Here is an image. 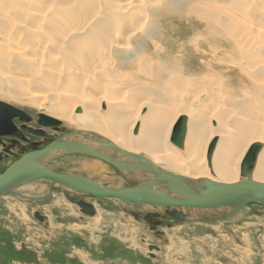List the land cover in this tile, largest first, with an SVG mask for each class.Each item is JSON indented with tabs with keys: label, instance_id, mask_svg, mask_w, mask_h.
Masks as SVG:
<instances>
[{
	"label": "rangeland",
	"instance_id": "1",
	"mask_svg": "<svg viewBox=\"0 0 264 264\" xmlns=\"http://www.w3.org/2000/svg\"><path fill=\"white\" fill-rule=\"evenodd\" d=\"M25 1L30 3L26 5ZM223 6L230 10L222 9ZM139 22L144 27H132ZM149 24L155 28L153 33L148 30ZM245 24L258 27L262 33H249ZM140 33L148 34L143 36L145 40L138 37ZM5 36L11 46L0 50V101L33 116L44 114L59 120L64 133L71 130L65 136L58 134L54 141L66 140L74 135L73 131H81L66 122L67 112L71 115L77 108L96 109L93 103L73 108L72 95L84 90L88 96L114 97L119 103L120 118L101 116L111 135L116 133L114 126L120 125L123 130L132 127L130 134L135 136L142 119H153L151 124L159 120L162 125L156 124L158 131L166 132L178 112L186 115L191 125L196 121L193 126L204 129V137L198 140L204 148L207 168L210 135L227 146L232 156L228 164L232 167L238 163L232 150L249 141L264 145L263 81L255 76L253 84L247 76L239 83L238 78L244 73L239 68L249 63L237 50L241 47L245 54H253L255 60L264 57V0H0V37ZM127 39H132L134 45L129 44L133 48H140L138 55L126 54L127 58L119 62L118 56L123 53L116 54L118 48L113 45L102 58L94 56L99 45L104 50L114 41L122 43ZM11 48L24 49V56L29 59L15 60L9 53ZM59 55L60 59L55 61ZM106 59L109 63H105ZM38 62H46L43 66L47 70L38 68ZM60 63L69 70L54 72ZM93 64L99 68L90 83L85 82L81 74L91 73ZM245 69L244 74L255 75L251 69ZM109 77L115 81H109ZM261 78L264 79L263 72ZM103 84H108L104 92ZM40 103L42 107L38 106ZM107 106L98 105L99 109ZM53 107L55 112L50 109ZM56 108H62L61 113ZM157 111L158 117L151 116ZM134 112L139 113L135 120ZM89 132L109 141L112 138L93 129ZM72 138L80 143L95 142L92 136L86 140L80 136ZM171 147L177 159L184 157L185 150L174 143ZM92 148L101 151V147ZM63 154L54 158L59 159L55 163L45 160L52 171L80 175L83 170L88 172L82 163L95 161L106 168L84 174L95 176L92 178L99 179L101 185L140 184L112 164L109 169L101 158ZM140 154L149 157L144 151ZM154 164L167 170L164 163ZM45 181H30L12 193L0 195V264H264V203H250L234 213L230 208L214 212L180 209L184 221L170 216L168 207L87 195L83 201L98 208L94 216H88L63 196L66 187ZM49 186L56 189L48 197ZM36 211L44 216L43 221L35 217ZM152 225L159 227L153 229ZM150 245H156L158 250L150 251Z\"/></svg>",
	"mask_w": 264,
	"mask_h": 264
},
{
	"label": "bare ground",
	"instance_id": "2",
	"mask_svg": "<svg viewBox=\"0 0 264 264\" xmlns=\"http://www.w3.org/2000/svg\"><path fill=\"white\" fill-rule=\"evenodd\" d=\"M130 2V1H129ZM131 2H133V0H131ZM30 3V2H29ZM27 1H25V4L28 5L29 4ZM24 4V5H25ZM165 4V3H164ZM172 4V3H171ZM158 5V3H157ZM174 5V4H173ZM221 5V4H220ZM228 5V4H227ZM168 6V5H167ZM227 6H223L222 9L226 8ZM164 8V7H163ZM231 8V7H230ZM25 9V8H24ZM227 9V8H226ZM227 10H230V9H227ZM25 12V11H24ZM224 13H228L227 11L223 10ZM40 16V15H39ZM43 16V15H42ZM44 17V16H43ZM43 17L41 20H43ZM97 17V16H96ZM203 19V18H201ZM151 23V22H149ZM137 23V26L136 25H133L132 27L134 28H140V27H144L143 23L140 24ZM153 24H149L148 25V30L150 29L153 33ZM133 28V29H134ZM244 29L246 31H248L249 33H262V31H259V28L258 27H254V26H251V25H247L246 24L244 25ZM131 30V29H130ZM36 32V31H35ZM150 31H146L145 33H149ZM145 33H140L138 35V37H142L143 36H147L148 34H145ZM151 35V34H150ZM129 36H132L131 34ZM152 36V35H151ZM8 36H5L4 38L3 37H0V50L3 49V48H8L10 47L11 43L9 42V38H7ZM134 38V37H133ZM153 38V36H152ZM144 39V38H143ZM134 40V39H133ZM141 40V38H140ZM139 40V42H140ZM145 40V39H144ZM162 40V39H161ZM136 41V40H135ZM129 42L131 44L134 45V42L132 41H128V39L124 42H112L111 43V46H105V49L103 50L102 47L99 45L97 48H99L100 50H98L96 53H95V57H100L101 58L107 54L108 52H111V48L112 46L116 49L118 48V52H116V54H122L123 55H120L118 56V61L121 62L122 60H124L125 58L128 57H132L133 55H138V53L141 52L140 48H133L132 45L129 44ZM145 43V42H144ZM247 44H250V41L247 40L246 41ZM138 44V43H137ZM104 45H106L104 43ZM103 45V46H104ZM141 46V44H139ZM253 45V44H251ZM132 47V49H130ZM125 48L126 51L124 50H120V49H123ZM97 50V49H96ZM143 50V48H142ZM237 50L239 51V54H241L243 57H247L248 59V66H246L247 68H249V70L251 69L252 73H254L255 75H252L251 73L250 74H244L246 73V67H244L243 65L240 66L239 70L242 72H244L243 74H241V78L239 77L238 78V81H240L239 83H242V81L244 80V78L246 77L248 79L251 78V81L256 83V79H255V76L258 78H260L263 82V85L264 86V79H262V72L264 73V57L262 58H257L255 60V57L253 54H245L244 51L242 50L241 47H238ZM9 53L11 55H13L12 58H14L15 60H20V61H26V59H29V58H25L24 56V49H17V48H11L9 50ZM93 53V51H92ZM130 53V54H129ZM156 53V52H155ZM154 53V54H155ZM62 54V53H61ZM126 54H129L127 56H124ZM158 54V53H157ZM238 55V53L236 54ZM239 55V56H241ZM241 56V57H242ZM62 57V56H61ZM57 58L60 59V55L59 56H55V61L58 60ZM239 58V57H238ZM1 59V58H0ZM175 59V58H174ZM244 59V58H243ZM240 60V59H239ZM167 61V60H166ZM178 61V60H177ZM175 61V63L177 62ZM244 61V60H243ZM169 62V61H168ZM46 62H38L36 63V65L38 66V68L40 69H46L47 67L43 66V65H46L45 64ZM105 63H109V61L106 59L105 60ZM174 63V64H175ZM243 63V62H242ZM246 63V62H244ZM63 63H60L58 64L59 67L58 68H55L56 70H54V72H58L59 74H61L62 72H67L69 70L68 67H65L62 66ZM168 65H170V63H167ZM173 64V63H172ZM20 65V64H19ZM55 65V64H54ZM108 65V64H107ZM234 65V64H232ZM48 67L50 65H47ZM94 68L93 70L91 71V73H83L81 74V77L83 79H85L84 81L86 82V80L89 81L90 83V80L93 78L96 70L99 68V65L98 64H93ZM237 66V65H235ZM52 68V67H50ZM54 68V67H53ZM47 70V69H46ZM51 70V69H50ZM48 70V71H50ZM248 70V69H247ZM89 71V70H87ZM164 71V70H163ZM237 71V70H236ZM53 72V73H54ZM259 74L261 77L257 76L256 75ZM134 74V73H133ZM246 75V76H245ZM248 76V77H247ZM91 78V79H90ZM109 81H115V80H112L110 77H109ZM236 80V79H235ZM250 80V79H249ZM248 80V81H249ZM160 81H161V78H160ZM119 83L121 82L120 80L118 81ZM251 82V83H252ZM84 83V82H83ZM122 83V82H121ZM212 83V82H211ZM237 83V82H236ZM259 83V81H258ZM82 84V83H81ZM109 84V83H108ZM108 84H103L102 88H103V91H106L108 90ZM123 84V83H122ZM215 85V84H214ZM218 85V84H216ZM245 85V84H244ZM257 85V84H256ZM82 87V90L85 88L83 85H81ZM246 86V85H245ZM239 87H241L239 85ZM261 87V86H260ZM262 92V91H261ZM113 93V92H111ZM264 94V93H263ZM37 95V94H36ZM41 96V94H40ZM42 96L44 97V99H47L48 96H46V93H43ZM72 98L75 99L73 100V108H77V104H81V105H85L86 103H93L94 104V107L96 109H87V108H81L79 112L75 111L74 113H70L71 115L66 114V117H65V120L67 123L71 122L73 123L75 126L77 127H80L81 128V131L78 132V131H73V137H77V136H80V138H83V139H87V138H90V136H92V139L95 141V142H99L98 140V135L97 133H94V135L92 133L89 132L90 129H93L95 130V132H101L103 134H106L111 138L110 141H112L114 144L117 143L118 145H122L124 146L127 150L126 151H129V152H132V153H135V154H139V155H142L140 154L141 151H144L146 153H148L149 157H147L148 160L152 161L153 163H156V162H160V163H164V165L167 167L166 171L170 172V173H173V174H181V173H187L188 174V182L191 184L193 183L190 179H195V180H198L199 183L202 185V180H205V179H210L212 181H216V182H219V181H223V182H235V181H238L240 178V165H241V160L243 159V156L246 152V150H248L249 146L251 145L250 141L245 144L243 147H238V148H235V150H232L231 151V154L234 155L236 154V156H238V163L236 164V166L232 167L228 164V161H232V156L229 154V151L226 150V147L227 146H224L222 145L221 143H218L216 144V147L213 151V154H212V158H211V161L209 162L208 161V167L207 168V165L204 161V158H203V150L204 148L200 145L199 143V140L198 138H202L204 137V129H197L195 128L193 125L196 123L193 122L192 125L190 124V119L189 121L187 120V124H186V135L184 137V143L182 145V148L183 150H185V154H184V157L182 159H177V154L174 152L175 149H173L171 147L172 143L170 142V134H171V131L173 129V125L176 123V121L178 120V118L181 116L180 112L179 115H177L176 117H174V119L172 120L173 123L169 126V128H167L166 132H165V129H161L160 131H158V127L156 124H159V125H162L159 120H154L151 124V121L153 119H142L141 121V124H140V128H139V132H137V134H135V136L131 135L130 134V130L132 129V127H128L127 129L125 128V130H123V128H121L120 125H115V135H111L109 133V128L107 126H105V124L107 125L106 122H104L102 120L103 117H101L102 115L104 114H107L108 116H113V117H116V118H120L122 114V110H120L118 108L119 106V103L115 101L114 97H109V98H104V97H93V96H88L84 93V90L83 92L81 91L80 93H75V95H72ZM71 98V99H72ZM222 99V98H221ZM223 100V99H222ZM223 103V101H222ZM96 104V105H95ZM99 106L101 105H109L103 109H99ZM40 107L41 106V103L40 105H38ZM221 106V105H220ZM218 106V107H220ZM52 111H54L53 109H55L54 107L53 108H50ZM171 111L172 109L170 107H165V110H168ZM61 110L62 108H59L57 109L56 108V111L61 113ZM160 111V113H162V109L158 110ZM156 112V114H151V116H153L154 118L158 117V113L159 112ZM173 111V110H172ZM178 111V110H177ZM246 111V110H245ZM55 112V111H54ZM230 112V111H229ZM239 112V111H238ZM243 112V111H242ZM173 113V112H172ZM176 113V112H175ZM46 114V113H45ZM177 114V113H176ZM243 114V113H242ZM41 115V114H40ZM228 115V113H227ZM230 115V114H229ZM251 115V114H250ZM249 115V116H250ZM256 115V114H255ZM259 115V114H258ZM43 116V115H41ZM133 116H134V120L137 119L139 117V113L138 112H134L133 113ZM143 116V115H141ZM160 116V115H159ZM237 116V115H236ZM239 116V115H238ZM53 117V116H52ZM229 117V116H228ZM242 117V116H241ZM244 117V116H243ZM259 117V116H258ZM262 117V116H261ZM56 118V117H55ZM225 118H227L225 116ZM246 118V117H245ZM244 118V119H245ZM248 118V117H247ZM54 119V118H53ZM229 119V118H228ZM232 119V118H231ZM240 119V118H239ZM249 119V118H248ZM50 120V119H49ZM238 120V119H237ZM247 120V119H246ZM51 121V120H50ZM124 121V120H123ZM193 121V120H192ZM244 121V120H243ZM242 121V123H243ZM223 122V121H222ZM252 122V120H251ZM250 122V123H251ZM254 122V121H253ZM256 122V121H255ZM259 122V120H258ZM258 122L257 125H258ZM57 121H51V124H56ZM234 123V122H233ZM225 124V123H224ZM240 124V123H239ZM238 124V125H239ZM255 124V123H254ZM233 125V124H232ZM236 125V124H235ZM234 125V126H235ZM242 125V124H241ZM245 125H248V124H245ZM250 126V125H249ZM256 126V124H255ZM219 127V126H218ZM227 127V126H226ZM244 127V126H243ZM239 128V126H238ZM252 128V127H251ZM226 129V128H225ZM245 129V128H244ZM250 129V128H249ZM238 130V129H237ZM240 130V128H239ZM233 131V130H231ZM236 131V130H235ZM242 131V130H241ZM238 132V131H236ZM244 132V130H243ZM86 133H89V135H86ZM234 133V132H233ZM251 133V132H250ZM70 134V133H68ZM68 134H65V135H68ZM225 134V133H224ZM259 136L260 133H258ZM64 135V136H65ZM251 135V134H250ZM253 135V134H252ZM225 137H222L224 138V140L227 138L226 135H224ZM235 136H237L235 134ZM242 135H240L239 137H242ZM245 136V135H244ZM255 136V135H253ZM252 136V137H253ZM258 136V138H260ZM215 137V136H214ZM221 137V138H222ZM234 137V136H233ZM232 137V138H233ZM238 137V138H239ZM249 137V136H247ZM222 138V139H223ZM246 138V136H245ZM68 139V140H67ZM67 141L66 140H63L62 138L59 139V140H56L52 143H50L48 146L52 145L53 143H56V142H59V143H70L71 145L73 144H78L80 143V140L79 139H76V138H72L71 136H67ZM210 141L213 139V136L209 137ZM201 140V139H200ZM227 140V139H226ZM233 140V139H232ZM238 140V139H237ZM248 140V139H247ZM251 140V139H250ZM223 141V140H221ZM236 141V140H235ZM243 141V140H242ZM257 141V140H256ZM78 142V143H77ZM83 142V141H82ZM94 142V143H95ZM237 142V141H236ZM264 142V140H263ZM84 144H87V142H83ZM90 143V141H89ZM94 143L92 142V144H87L88 146L92 147V145H94ZM100 143V146H97V147H101L100 150L101 151H104V152H101V151H97L98 153H101V154H105L107 151H111V154H106V155H109V156H113L114 158H116L117 161H129V156H127L126 152H121L120 150L117 151V150H113V149H110V148H107V147H104V145H102L101 142ZM203 143V141H202ZM225 143V142H224ZM233 143V142H232ZM221 144V145H220ZM235 144V143H234ZM263 145V144H262ZM47 146V147H48ZM96 146V145H95ZM233 146V145H232ZM118 147V146H117ZM120 148V147H119ZM45 149V148H44ZM122 149V148H121ZM230 149V147H229ZM234 149V148H233ZM64 152H66L65 150H62V149H58V150H53L52 152H49L47 154H44V155H41L40 157V163L42 162L41 158L43 157H47L49 156V159L52 157V155H55L57 157H59L61 154H63ZM64 155V154H63ZM146 157V156H145ZM54 159V158H53ZM51 159V160H53ZM56 160V159H54ZM241 161V162H240ZM39 162V161H38ZM45 162V161H44ZM43 162V163H44ZM30 163V162H29ZM32 163H34V161H32ZM263 164V165H262ZM42 165V164H41ZM233 165V164H232ZM43 167L47 168L44 164H43ZM82 167L85 168L88 172L90 173H93V172H100L101 170L105 169V165L101 162H87V163H82ZM239 167V168H238ZM259 168H262L264 169V145L260 148L259 152H258V155H257V162H256V166L254 168V171H253V175H252V179L255 180V181H259V182H264V170L260 171L258 170ZM50 170V168H47ZM162 169V168H161ZM209 169V170H207ZM131 170V173L127 172L128 174H130L131 176L135 177V179H137L138 181H151L153 177H155L154 175H146V173L142 172V171H136L135 170V173H134V170L133 169H130ZM163 170V169H162ZM52 171V170H51ZM211 172L212 174H215V175H212V176H209V172ZM55 172V171H53ZM57 174H65V173H59V172H55ZM209 175H208V174ZM95 174V173H94ZM65 175H72V174H65ZM183 175V174H182ZM80 176V175H79ZM184 176H186V174H184ZM222 178L219 179V177ZM83 177V176H82ZM43 178V177H42ZM42 178H37V179H34V180H29L27 182H30V181H36V180H41ZM43 179H46V180H49L47 178H43ZM89 179V178H88ZM223 179H228V180H223ZM90 181H93L95 183H98L100 184L98 181H95L93 179H89ZM51 181V180H50ZM25 182V183H27ZM54 183V182H53ZM54 184H59V183H54ZM23 185V183L21 184ZM62 185V184H60ZM193 187L195 186V184H191ZM64 186V185H63ZM67 188L73 190L72 188L66 186ZM110 187V186H109ZM153 188H155L160 194L163 195V193H169L170 191L168 190L169 188L165 185V184H157L155 186H153ZM198 188V187H197ZM17 189V188H16ZM74 191H77V192H81L83 193L82 191L80 190H74ZM90 194V193H89ZM1 195V194H0ZM3 195V194H2ZM84 195H86L84 193ZM92 195V194H91ZM173 195H176L177 197H180L182 196L181 194H173ZM184 198V196H182ZM145 205H149V204H145ZM246 206V205H245ZM94 207L96 208V212H97V207L96 205L94 204ZM159 207H165V206H159ZM170 207H173L174 206H169L168 208ZM244 207V206H243ZM227 208V207H226ZM226 208H223V207H220V209H226ZM180 209H188V208H182V207H179L177 210L180 211ZM219 208L217 209H197V208H193V211L194 210H198V211H201V210H206V211H220ZM191 210V209H190ZM240 210V209H238ZM237 210V211H238ZM172 211V210H171ZM173 216V215H171ZM183 218L186 220V218L183 216ZM86 261V260H85Z\"/></svg>",
	"mask_w": 264,
	"mask_h": 264
},
{
	"label": "water",
	"instance_id": "3",
	"mask_svg": "<svg viewBox=\"0 0 264 264\" xmlns=\"http://www.w3.org/2000/svg\"><path fill=\"white\" fill-rule=\"evenodd\" d=\"M8 108L13 111L23 112L21 109L0 101V109ZM77 112L80 108H77ZM45 118L51 121H57L47 115ZM187 116L181 115L173 126L170 140L178 147H182L184 137L186 135ZM137 127L135 131L137 132ZM94 135V133H92ZM99 142L104 147L126 152L129 156V161H117L113 156L101 154L95 151L87 144L78 143L71 145L70 143H53L43 150L30 152L21 157L15 164L8 168L2 175H0V194L12 193L16 188H20L22 183L37 178H47L54 183L68 186L73 190H80L85 194H92L98 198H112L124 202H135L141 204H151L156 206H174L173 210L169 212L170 215L175 216L179 220H184L182 213L177 210L179 207L193 210L197 209H217L220 207L230 208L231 213L250 203H264V182L255 181L252 179L253 171L257 162V155L261 148L260 142L252 143L240 165V179L235 182L212 181L210 179L202 180V185L198 180L190 179L195 186L193 187L189 182L187 176L181 174H173L166 170H162L158 165L148 160L146 157L135 154L124 149L118 148L113 142L97 137ZM218 138H213L208 146L207 159L210 162L213 151L216 147ZM62 149L67 153H82L90 156L98 157L104 161L116 166L120 170L131 173L130 169L142 171L152 174L155 177L151 181H140V184L119 187V186H104L88 178L79 175H65L57 174L40 163L41 155L52 152L53 150ZM34 161V163H32ZM39 161V162H38ZM30 162V163H29ZM165 184L169 189V193L160 194L153 186L157 184ZM198 187V188H197ZM173 194H181L184 196L177 197ZM80 208L81 212L88 216L96 214V208L93 204L87 203L83 200L75 202ZM35 217L43 221L44 216L36 211ZM149 250H158L156 245H150ZM152 257L154 255L151 254Z\"/></svg>",
	"mask_w": 264,
	"mask_h": 264
},
{
	"label": "flooded vegetation",
	"instance_id": "4",
	"mask_svg": "<svg viewBox=\"0 0 264 264\" xmlns=\"http://www.w3.org/2000/svg\"><path fill=\"white\" fill-rule=\"evenodd\" d=\"M63 127H64L63 124L60 123L59 120L54 125L51 124V121L48 118H45V116H41L40 114H36L33 116L32 114H28L27 112H17L8 108L0 109V175H2L8 168H10L13 164H15L24 155L33 151L43 150L44 148H46L49 145V143H51L52 141L58 138L57 136L58 134L65 135L67 132L70 133L71 130L66 131L64 133L65 130H62ZM71 137H73V135ZM94 145L100 146V143L95 142ZM105 154H111V151L109 150ZM65 155L66 154H64V156ZM66 156H71V155H66ZM56 157L57 156L52 155L50 159ZM41 159H42L41 160L42 166L44 164L47 168H50L48 165L49 162L45 161L46 159H49V156L43 157ZM60 159L61 161H63L64 158H60ZM57 160L54 161L53 159L51 163L52 162L55 163ZM103 162L108 164L107 166L109 169L112 168L111 164H109L106 161ZM50 170L52 169L50 168ZM54 171L60 172L57 170ZM83 171L86 174L88 173L85 170ZM84 172H82V174L80 173H74V174H80L83 175V177L85 176V178H91L93 180L100 182L99 179L92 178L95 176L86 175L84 174ZM122 172L124 173L125 171L122 170ZM111 174L112 173H109L110 178H112ZM45 182L51 183V181L49 180L48 181L46 180ZM55 185L58 187L62 186L60 184H55ZM53 188L54 187L51 188L49 186V188L47 189L46 195H48V197L52 195L51 191ZM65 190H66L65 193H62L63 196L66 197L67 199L70 198L69 200L73 204L74 202H78L85 199L86 198L85 196L91 195V194L84 195V193L77 192L69 188ZM70 190L72 191V193ZM167 209H169L167 210V213L169 214L171 208H167ZM158 227L156 226L154 227V225H152L153 229H156ZM157 232L162 233L159 230H157Z\"/></svg>",
	"mask_w": 264,
	"mask_h": 264
}]
</instances>
